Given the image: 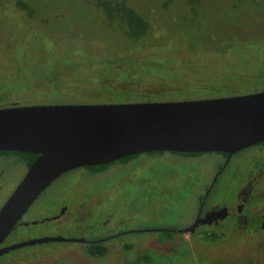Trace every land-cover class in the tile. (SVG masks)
I'll return each instance as SVG.
<instances>
[{
	"label": "rangeland",
	"instance_id": "374dc122",
	"mask_svg": "<svg viewBox=\"0 0 264 264\" xmlns=\"http://www.w3.org/2000/svg\"><path fill=\"white\" fill-rule=\"evenodd\" d=\"M122 1L149 24L145 37L129 40L96 0H0V107L139 101L133 93L151 102L201 100L264 89V0ZM223 161L216 153L164 152L100 172L70 171L25 217L38 222L61 204H84L79 221L16 228L6 243L77 238V229L86 239L120 236L99 258L81 244L55 242L13 250L0 264H264V235L252 240L225 223L183 232ZM251 162L263 169V144L232 157L205 208L233 205ZM25 173L23 165L9 167L0 208Z\"/></svg>",
	"mask_w": 264,
	"mask_h": 264
},
{
	"label": "water",
	"instance_id": "95a60500",
	"mask_svg": "<svg viewBox=\"0 0 264 264\" xmlns=\"http://www.w3.org/2000/svg\"><path fill=\"white\" fill-rule=\"evenodd\" d=\"M263 142L264 90L187 101L0 108V152L37 156L0 208V257L28 246L83 241L40 238L1 247L17 227L29 226L21 223L24 215L70 171L155 152L230 158Z\"/></svg>",
	"mask_w": 264,
	"mask_h": 264
},
{
	"label": "flooded vegetation",
	"instance_id": "af4514ba",
	"mask_svg": "<svg viewBox=\"0 0 264 264\" xmlns=\"http://www.w3.org/2000/svg\"><path fill=\"white\" fill-rule=\"evenodd\" d=\"M9 107H12V106H9ZM0 108H8V107H0ZM255 146H260V145L257 144ZM220 155L223 156L224 161L217 171V177L212 182V184L208 185V188L206 189V193H204V195L199 199L197 213L193 217L192 225H190V227L193 226V224L195 223L197 226L195 229H198L201 226L216 227V226H220V224L222 223H225V226H224L225 228H229L226 225H230L231 227L234 226L233 230H236V232H241L243 235L248 234L249 235L248 237L254 240L257 233L260 235H264V205H263L264 203L263 202L264 200V167L262 169L260 166H257L256 168L253 169L254 167L253 162H251V164L246 166V172L243 174V180L239 183V189L237 191L235 198L233 199V205L232 203L228 204L225 202H222V203L218 202L217 204L215 203L205 208L207 198H208L207 196H209L210 192L212 191L218 177L221 176L226 171V168L228 167L229 162L234 156L232 155L229 158L227 154H220ZM12 165L14 166L23 165L26 167V172L28 168L30 167L28 166L29 165L28 161L23 156L19 155V153L1 152L0 153V180L5 177L7 171L9 170V167L10 166L12 167ZM0 191L2 192L1 186H0ZM83 205L84 204L73 205L71 207L70 206L68 207V206H65V204H61V206L58 208L57 213L53 217L47 218L41 221H45L44 223L46 222L63 223L68 220H70L71 222L73 220L79 221L78 212L80 210L78 211V208H81ZM256 205H261L263 207V210L259 211L258 209H256L257 207ZM25 215L22 218L21 223L23 222L25 224L32 225V223L41 222V221L29 222V220L25 217ZM226 220L229 222L226 223ZM24 227H27V226H24ZM17 228H22V227H17ZM77 233H78V237L71 238V239L83 240V241L82 242H72V243L81 244L85 246L87 249V253L90 257H94L89 254L91 251L94 252L97 248L101 246H107L106 244L108 243L109 240L120 236V233L114 232V233L105 235L103 237H98L94 239H86L83 237V231L81 232L80 229H77ZM6 240L1 245V247H8V246L16 245V244H12V245L7 244ZM58 243H69V242H58Z\"/></svg>",
	"mask_w": 264,
	"mask_h": 264
},
{
	"label": "trees",
	"instance_id": "16d2710c",
	"mask_svg": "<svg viewBox=\"0 0 264 264\" xmlns=\"http://www.w3.org/2000/svg\"><path fill=\"white\" fill-rule=\"evenodd\" d=\"M96 1L99 2L98 6L103 8V10L106 11L105 15L109 17L110 20H117L118 22H120L122 30L125 36L129 40L137 41L140 38L146 36L147 32L149 31V24L135 10L126 6L124 1L122 0H96ZM133 94H136V96H139L138 97L139 101L131 102V103L151 102V101H148V99H145V97H143L146 94H142V95L140 94L138 95L137 93H133ZM183 101H187V100H183ZM262 144L264 145V142L260 143L259 145H262ZM159 153H163V152H155V153H149V154H159ZM173 154L184 155V156L202 155V154H188V153H182V154L173 153ZM19 155L23 156L28 161V164H29L28 166H30L37 159L36 155L29 154V153H19ZM137 156L138 155L127 157L115 163H126L127 161ZM109 165L86 167L84 169H87L88 171H91V172H100V171L105 170ZM107 251L108 250L106 246H101L97 248L94 252L91 251L89 254L94 257H102L107 253Z\"/></svg>",
	"mask_w": 264,
	"mask_h": 264
}]
</instances>
